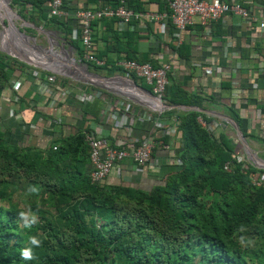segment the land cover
Wrapping results in <instances>:
<instances>
[{"label": "trees", "instance_id": "trees-1", "mask_svg": "<svg viewBox=\"0 0 264 264\" xmlns=\"http://www.w3.org/2000/svg\"><path fill=\"white\" fill-rule=\"evenodd\" d=\"M48 1L10 4L19 15L60 32L80 54L79 39L65 37L71 30L66 17L50 15ZM126 3L134 9L131 0ZM21 65L27 66L0 51V95ZM164 99L197 107L202 101L199 94L186 93L169 80ZM93 107L86 102L82 111L97 121ZM230 112L244 137L264 144V136L243 132L237 114ZM199 115L193 109L176 113L182 141L175 152L179 163L168 165L147 188L90 183L81 129L56 141L44 157L3 147L0 133V264H264V185H256L252 177L263 173L264 181V171L243 157L236 160L231 138L206 131L197 121ZM158 138L166 142L167 134ZM69 156L72 164H65ZM33 187L37 190L29 191ZM16 195L20 197L13 199ZM20 202L29 203L34 212L54 208V222L37 213L34 231L26 234L17 223ZM249 234L254 235L252 244ZM33 236L41 241L39 247L31 245ZM24 248L32 249L33 259L22 258Z\"/></svg>", "mask_w": 264, "mask_h": 264}, {"label": "crops", "instance_id": "crops-1", "mask_svg": "<svg viewBox=\"0 0 264 264\" xmlns=\"http://www.w3.org/2000/svg\"><path fill=\"white\" fill-rule=\"evenodd\" d=\"M228 1L246 6L251 18L245 20L226 13L206 26L193 18L192 23L177 31L167 19L154 22L144 16L147 12L167 10V0H131L129 5L141 15L138 18L127 22L100 18L91 23L93 52L105 64L97 69L83 62L89 67L85 69L83 63L76 62L78 54L73 46L57 49L49 46L41 48L42 54H35L32 43L39 40L20 33L13 21L2 14L0 20L7 19L8 24H0V48L36 65L14 69L8 86L0 95L1 144L7 149L17 148L44 157L61 138L79 129L82 131L86 122L95 121L98 134H104L107 143L112 145H123L145 134L161 140L158 137L165 132L168 148L156 147L153 155H176L182 144L176 127L172 130L156 128L150 119L141 116L148 109L143 97L148 86L139 78H129L135 86L122 71L114 69L116 60L125 55L156 65L170 63L169 83L202 97L199 107L169 104L165 100L171 108L162 117L176 119V113L193 109L202 114L197 119L204 118L212 124L214 135L221 131L230 137L229 132L234 129L227 118L235 122L230 112L233 110L243 132L264 136V28L258 26L259 21L264 22V0ZM108 3L109 0H63L62 7L68 13L66 23L71 28L65 37L79 39L78 22L72 15L76 8L102 7ZM15 16L44 34L50 45L59 44L54 33L26 16ZM76 45L80 46L78 41ZM177 46L181 47L180 52ZM211 65L214 70L209 71ZM48 74L54 76L49 84L53 91L46 94L40 92L39 87L47 83ZM57 77H62L63 81ZM86 102L94 104L92 112L97 114V121L83 113ZM231 142L235 144L232 138ZM71 159L67 157L64 163L72 164ZM130 164V159L125 158L103 181L147 188L167 169L166 165H160L137 173L129 170Z\"/></svg>", "mask_w": 264, "mask_h": 264}, {"label": "built area", "instance_id": "built-area-1", "mask_svg": "<svg viewBox=\"0 0 264 264\" xmlns=\"http://www.w3.org/2000/svg\"><path fill=\"white\" fill-rule=\"evenodd\" d=\"M62 6L63 0H49L47 3L48 13L58 18L68 16L67 11ZM226 13L235 14L245 20L251 18L249 9L246 6L228 0H167V10L147 12L144 16L148 21L154 22L167 19L177 31H182L188 24L192 23L193 18H196L200 25L206 26ZM72 15L77 20L79 27L80 54L77 55V58L81 63L88 62L95 66L103 65V61L96 57L93 52L92 21L100 18H116L122 22H127L131 18L136 19L141 16L127 6L126 0H112L102 7L76 8ZM258 26L263 29L264 22L259 21ZM115 66L122 71L127 79L133 75L148 86L147 94L143 95L144 101L148 104V109L141 116L150 119L156 128L174 129L177 119L162 117L163 113L171 108V105L166 103L164 99V90L168 83V73L172 71V65L164 63L154 66L149 61L140 62L119 57L115 62ZM211 66L209 71L212 68L214 70L213 65ZM45 79L48 84H40V92L52 93L53 89L49 84L53 82L54 76L48 74ZM124 110L127 111L128 107ZM116 116L117 114L114 116L115 121H117ZM119 118L118 124H120ZM129 121L131 120L129 119ZM197 121L206 131H212L210 122L201 118H198ZM97 127L98 124L95 121H89L82 128L83 141L87 147L88 162L90 164L88 178L92 184L101 183L125 158H129L131 161L129 170L137 173L144 172L148 167L156 169L160 165L168 166L179 163L176 155L154 156L153 151L156 147L168 148V144L162 142V140L152 138L149 134H145L138 139H130L123 145H112L107 143L104 134H98ZM54 148L53 145L52 149ZM240 159H242L241 155H236V160ZM223 169H228L227 163L223 165ZM252 177L256 185H264L263 173H259L257 179L254 175Z\"/></svg>", "mask_w": 264, "mask_h": 264}, {"label": "rangeland", "instance_id": "rangeland-1", "mask_svg": "<svg viewBox=\"0 0 264 264\" xmlns=\"http://www.w3.org/2000/svg\"><path fill=\"white\" fill-rule=\"evenodd\" d=\"M1 1H3V0H1ZM10 7H11L12 10L16 11V9L11 6V4H10ZM14 11L13 12L8 11L6 9L5 3L0 2V16L2 14L7 15L9 17V20L13 21L14 26L18 29V31L22 32L23 34H25L27 36L34 37V38L39 40V41H36V42L32 43V44H34V51L33 52L35 54H37V55L42 54L41 48H48L49 46H51L53 49H57L58 48V46L55 45V44L49 45V43L47 42V38H45L44 34H42L41 32H38L33 26H31L30 24H27V23H22L19 19H17L16 16H15ZM24 12H26V11H24ZM33 18H34V16H33ZM3 21H4L5 25L8 24L7 19H3ZM45 25L46 24H44L43 26L47 30L56 31V39L58 41L62 42L63 47H66L67 45H69L63 38H61V35H60V33L57 30L51 28L50 26H47V25L45 26ZM19 61H21V60H19ZM21 62L23 64L28 65L24 61H21ZM86 68H89V67L87 66ZM229 133H230L229 134L230 137L232 139H234V141H235L236 152L239 153V154L241 153V155H242L241 157H243L244 160L246 159V161L249 163L250 161H249V159L247 158V156L245 154L244 147L237 140L234 131L231 130ZM244 139H245L246 145L250 149V151L252 153H255L256 157L264 162V145L251 140V138L250 139L249 138H244ZM259 169L264 170L263 168H259ZM18 197H20V196L16 195L13 199H17ZM19 208L21 209V211L23 213H25V215L28 217L29 220H31L33 215L36 216L37 213H40V214L45 215L48 219H50L51 221L54 222V217H55V214L57 212L54 208L52 209L49 206L39 207L40 209L38 211L34 212V210L30 209L29 203H22V202L19 203ZM36 218H37V216H36ZM37 220H38V218H37ZM17 223H18V225L20 227H22L24 232L26 234H28V235L32 234V232L34 231V226L35 225L33 224L31 227H25L24 220L21 218L20 214H18V216H17ZM248 236H249L248 237V241L250 242V244H252L254 239H251V236L253 237L254 235H250L249 234ZM258 243L260 244V241H258ZM258 246H260V245H258Z\"/></svg>", "mask_w": 264, "mask_h": 264}, {"label": "water", "instance_id": "water-1", "mask_svg": "<svg viewBox=\"0 0 264 264\" xmlns=\"http://www.w3.org/2000/svg\"><path fill=\"white\" fill-rule=\"evenodd\" d=\"M9 3H10V0H5V4H6L7 8L10 9V10H12L11 7H10V4H9ZM12 11H14V10H12ZM14 13L17 14V15H19V14L17 13V11H14ZM7 21H8V20H7ZM0 24H4V21L2 20ZM49 31L52 32V33H54V34L56 35V32H55V31H52V30H49ZM19 32H20V31H19ZM20 33H22V32H20ZM49 45H50V44H49ZM57 45H58V47H60V46L63 47L62 42H60V41H59V44H57ZM68 47H69V48H72L71 46H66L65 48H68ZM0 51H3L4 53H6V54H8V55H10V56H12V57H15V58H17V59H19V60H21V61H24V62L27 63V64L36 65L35 63H32V62H28V61H26V60H23V59H22L18 54H16V53L9 52V51L4 50V49H2V48H0ZM74 60H75L76 62H78V63H81V62L78 60V58H77V59H74ZM83 65L85 66V69H86L87 65H86L85 63H83ZM130 81H131V83H132L133 85L137 86L132 80H130ZM227 120L230 121L231 126L233 127V129H234V131H235V135H236L237 140H238L239 143L244 147L245 154H246L247 158L249 159L251 165H253V166L256 167V168H263V169H264V166L262 165V164H264V162H263L262 160L258 159V158L256 157L255 153H252V152L250 151V149L247 147V145H246V141H245V139H244V136L242 135V133H241V131H240L238 125H237L235 122L231 121L229 118H227ZM227 120L223 122L225 125H226V123H227ZM261 163H262V164H261Z\"/></svg>", "mask_w": 264, "mask_h": 264}, {"label": "clouds", "instance_id": "clouds-1", "mask_svg": "<svg viewBox=\"0 0 264 264\" xmlns=\"http://www.w3.org/2000/svg\"><path fill=\"white\" fill-rule=\"evenodd\" d=\"M36 190L37 189L34 187L29 189V191H31V192H35ZM20 216L24 220L25 227H31L33 224H35L37 222V218L35 215L32 216L31 220H29L28 217L23 212L20 213ZM29 239H30L31 245H33L35 247L40 246L41 241L39 239H37L35 236L30 237ZM21 256H22V258H24L26 260L33 259L32 249L31 248L22 249Z\"/></svg>", "mask_w": 264, "mask_h": 264}, {"label": "bare ground", "instance_id": "bare-ground-1", "mask_svg": "<svg viewBox=\"0 0 264 264\" xmlns=\"http://www.w3.org/2000/svg\"><path fill=\"white\" fill-rule=\"evenodd\" d=\"M0 2H2V3H5V0H3V1H1L0 0ZM6 5V4H5ZM6 8H7V6H6ZM8 9V8H7ZM9 11H10V9H8ZM1 18V17H0ZM1 21V20H0ZM14 31V30H13ZM15 32V31H14ZM8 33V32H7ZM8 35H9V33H8ZM10 36V35H9ZM13 37V36H12ZM20 47V46H19ZM262 164V163H261ZM263 166H264V164H262Z\"/></svg>", "mask_w": 264, "mask_h": 264}]
</instances>
